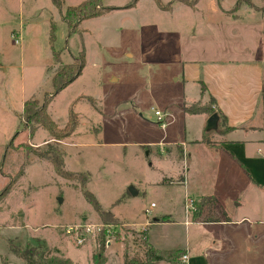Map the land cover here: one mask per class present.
Returning a JSON list of instances; mask_svg holds the SVG:
<instances>
[{"label":"rangeland","instance_id":"obj_1","mask_svg":"<svg viewBox=\"0 0 264 264\" xmlns=\"http://www.w3.org/2000/svg\"><path fill=\"white\" fill-rule=\"evenodd\" d=\"M62 1L69 5L81 0ZM101 1L121 6L128 0ZM162 1H172V9L164 11L153 0H138L131 8L85 19L80 32L67 35L50 0H0V264H27L21 251L28 245L45 247L69 258L70 264H94L99 235L105 240L103 264H121L123 251L143 258L146 226L116 218L103 223L78 181L60 177L48 160L33 154L35 146H43L40 140L48 138L47 132L39 128L30 137L19 117L20 98L41 100L52 89L51 74L70 63L81 46L85 63L80 75L47 105L60 127L69 107L78 115L74 132L58 143L64 167L87 176L86 189L101 207L116 209L129 221L138 211L146 214L150 201L166 204L173 221L154 228V246L181 247L187 238H200L187 234L177 218L183 215L182 186L164 188L156 183L167 172L163 158L170 152L159 148L198 130L202 122V117H186L179 111L181 101H196L200 91L198 83L182 82L184 61L203 68L216 57L230 56L236 41L237 47L246 46L247 55L264 60V1L197 0L194 8L179 0ZM51 23L55 27L50 41ZM51 46L59 53L58 63ZM198 104L210 106L212 112L206 114L216 115L212 126L217 131L223 121L212 101ZM155 109L170 110L165 121H171L164 127L153 114ZM26 154L30 161L23 166V175L2 196ZM167 181L172 180L162 179ZM85 225L95 227L86 233ZM81 237L84 240L78 243ZM258 262L264 264V259Z\"/></svg>","mask_w":264,"mask_h":264},{"label":"crops","instance_id":"obj_2","mask_svg":"<svg viewBox=\"0 0 264 264\" xmlns=\"http://www.w3.org/2000/svg\"><path fill=\"white\" fill-rule=\"evenodd\" d=\"M247 37L245 34L243 41ZM237 46L229 49L230 56L216 57L203 68L184 61L180 74L182 82L199 84V97L193 102L211 100L222 126L217 125L218 130L213 131V126H208L213 114L186 113L183 105L190 103L181 101L180 113L202 117L201 125L196 131H188L187 136L183 134L181 140L159 148L170 152L163 158L168 162L167 172L156 183L164 188L182 186L183 215L177 218L187 234L200 236L191 241L187 238L179 247L187 256L184 264H263L258 259H264V60L247 55L245 45ZM25 98H20L18 112ZM46 141L50 139L40 140ZM163 178L172 181L164 183ZM185 198H192L195 204V210L188 214L183 208ZM151 203L154 206L149 205L146 214L138 211L131 221L116 209L101 208L124 224L145 225L146 237L154 246V228L173 220L172 210L161 200Z\"/></svg>","mask_w":264,"mask_h":264},{"label":"trees","instance_id":"obj_3","mask_svg":"<svg viewBox=\"0 0 264 264\" xmlns=\"http://www.w3.org/2000/svg\"><path fill=\"white\" fill-rule=\"evenodd\" d=\"M50 1L57 9L60 19L66 24L67 35L71 34L72 32H80L79 25L85 19L98 17L116 9H128L135 6V4L138 2V0H128L121 6H114L104 5L101 0H81L76 4L69 5H63L62 0ZM153 1L161 10L170 11L172 9V1H168L165 3L162 0ZM179 1L191 8H194L197 2V0ZM237 4L238 3H235V6ZM50 27L51 41L54 39V23H51ZM51 53L53 61L58 63L59 53L58 51L54 50L53 46H51ZM84 63L85 51L84 47L81 46L70 63L65 64L64 66H59L57 70H55L51 74V91L44 92L41 100H38L33 96L24 99L19 117L21 120H23L24 127L28 130L30 137L38 128H42L47 132L48 138L53 141L52 143L51 141H46L45 143H43V146H35V148H33L32 150L33 154H35L39 158L48 160L54 172L60 177L69 181H78L83 189V197L103 219V223H106L109 220L114 219L113 215L110 213V211L103 210L93 193L86 189V182L88 181L87 176L79 177V174L67 170L64 167L63 152L58 146V143H60V141H62L64 138L69 137L76 129V126L78 124L77 113L74 112L71 107H69L67 120L65 124L60 127L54 122L47 111V105L54 98V96L80 75ZM201 88L203 89V86H201ZM86 98L91 103L93 108L96 107V103L92 97L87 96ZM183 111L190 114L200 112L209 114L210 112H212L210 106H200L198 102L183 105ZM15 135L16 132L14 136ZM9 146H11V141L6 144V148H8ZM28 148L31 149L30 146ZM29 161L30 158L26 154L24 160L19 165L11 181L4 186L2 190V196H5L7 194L14 180L23 174V166L29 163ZM146 239L142 241L145 248L143 258L140 259L135 255L129 256L125 251H123L121 264H156L159 261H165L169 264H184L179 260V258L183 254V250L181 248H156L151 245ZM104 244L105 240L103 235H99V238L97 240V255L94 264H103L102 260ZM21 257L26 261L27 264H70L69 258L57 255L56 253H50L45 247L41 248L34 245H28L27 247H25L21 251Z\"/></svg>","mask_w":264,"mask_h":264},{"label":"built area","instance_id":"obj_4","mask_svg":"<svg viewBox=\"0 0 264 264\" xmlns=\"http://www.w3.org/2000/svg\"><path fill=\"white\" fill-rule=\"evenodd\" d=\"M153 114L155 115L157 121L160 122V125L163 127L166 125V117H168L170 115V113L168 111H160L158 109H155L153 110ZM150 206H154V203H151ZM184 209H185V212L188 214L189 212H192L195 210V206H194V201L192 198H185V201H184ZM103 224V223H102ZM93 225V224H92ZM95 226H91V225H85L84 226V229H85V232L89 233L90 231H92L94 229ZM96 229H99V228H96ZM84 240L83 237L81 238H77V241L78 243H82ZM186 255L185 254H182L181 256V260L182 262L184 263L186 261Z\"/></svg>","mask_w":264,"mask_h":264},{"label":"water","instance_id":"obj_5","mask_svg":"<svg viewBox=\"0 0 264 264\" xmlns=\"http://www.w3.org/2000/svg\"><path fill=\"white\" fill-rule=\"evenodd\" d=\"M216 118V115L213 114L211 117H210V120H208V123H210L209 121H211V123L208 125V126H211L212 123H214V120ZM130 192L134 193V190L132 188H129Z\"/></svg>","mask_w":264,"mask_h":264}]
</instances>
